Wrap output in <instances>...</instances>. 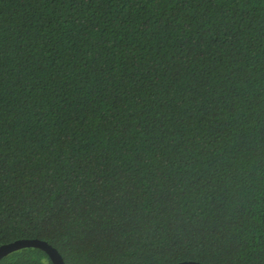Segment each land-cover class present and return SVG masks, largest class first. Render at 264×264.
I'll return each instance as SVG.
<instances>
[{
    "label": "trees",
    "instance_id": "trees-1",
    "mask_svg": "<svg viewBox=\"0 0 264 264\" xmlns=\"http://www.w3.org/2000/svg\"><path fill=\"white\" fill-rule=\"evenodd\" d=\"M23 238L264 264V0H0V245Z\"/></svg>",
    "mask_w": 264,
    "mask_h": 264
},
{
    "label": "water",
    "instance_id": "water-1",
    "mask_svg": "<svg viewBox=\"0 0 264 264\" xmlns=\"http://www.w3.org/2000/svg\"><path fill=\"white\" fill-rule=\"evenodd\" d=\"M24 247H36L42 249L49 256L53 264H65L63 258L61 257L60 253L57 251L56 248H54L46 241L37 238L17 239L12 242L0 245V258L9 254L12 251ZM176 264H204V263L197 261H183V262H178Z\"/></svg>",
    "mask_w": 264,
    "mask_h": 264
}]
</instances>
